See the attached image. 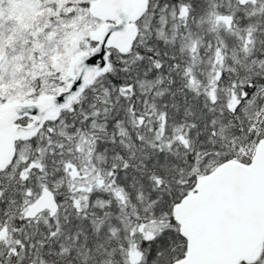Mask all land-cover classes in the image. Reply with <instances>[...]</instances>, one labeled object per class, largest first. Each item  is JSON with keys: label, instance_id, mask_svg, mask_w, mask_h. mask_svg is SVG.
Listing matches in <instances>:
<instances>
[{"label": "snow or ice", "instance_id": "1", "mask_svg": "<svg viewBox=\"0 0 264 264\" xmlns=\"http://www.w3.org/2000/svg\"><path fill=\"white\" fill-rule=\"evenodd\" d=\"M0 264H264V0H0Z\"/></svg>", "mask_w": 264, "mask_h": 264}]
</instances>
